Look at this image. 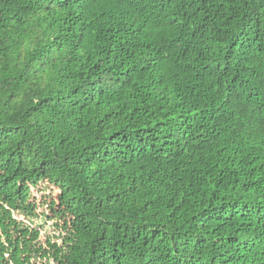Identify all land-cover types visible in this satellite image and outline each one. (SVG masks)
<instances>
[{"label":"trees","instance_id":"trees-1","mask_svg":"<svg viewBox=\"0 0 264 264\" xmlns=\"http://www.w3.org/2000/svg\"><path fill=\"white\" fill-rule=\"evenodd\" d=\"M0 264H264V0H0Z\"/></svg>","mask_w":264,"mask_h":264},{"label":"rangeland","instance_id":"rangeland-1","mask_svg":"<svg viewBox=\"0 0 264 264\" xmlns=\"http://www.w3.org/2000/svg\"><path fill=\"white\" fill-rule=\"evenodd\" d=\"M19 217H20V219H23V216H19ZM26 220H25L26 222H29V219H26ZM32 222H33V224L40 223L41 225H43L44 226L43 229L46 233H50L54 229L53 223H46V222L41 221V220L39 221L38 219H34V221H32ZM44 235H45V233H43V238H44Z\"/></svg>","mask_w":264,"mask_h":264}]
</instances>
